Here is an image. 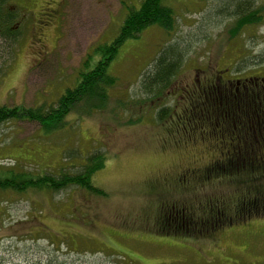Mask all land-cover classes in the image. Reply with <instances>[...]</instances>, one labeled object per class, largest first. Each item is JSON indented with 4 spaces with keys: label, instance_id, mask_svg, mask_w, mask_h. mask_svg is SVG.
I'll return each instance as SVG.
<instances>
[{
    "label": "rangeland",
    "instance_id": "rangeland-1",
    "mask_svg": "<svg viewBox=\"0 0 264 264\" xmlns=\"http://www.w3.org/2000/svg\"><path fill=\"white\" fill-rule=\"evenodd\" d=\"M143 1L7 0L20 35L0 39V109L58 108L80 85L84 65L92 70L100 61L95 50L119 37ZM249 1L261 21L239 28L235 6ZM164 4L174 11L172 29L153 26L126 41L108 71L116 85L99 108L87 109L99 101L95 93L52 132L24 119L0 125V176L74 174L101 157L90 178L101 195L76 186L0 190V264H264L262 217L210 235L203 225L198 234L166 235L161 221L166 209L215 220L222 207L229 219L238 216L248 189L239 177L249 172L230 176L236 137L217 120L246 109L213 98L242 80L264 92V0ZM162 53L179 57L180 68L169 87L150 93L144 80ZM166 107L172 114L162 123L158 111Z\"/></svg>",
    "mask_w": 264,
    "mask_h": 264
},
{
    "label": "trees",
    "instance_id": "trees-1",
    "mask_svg": "<svg viewBox=\"0 0 264 264\" xmlns=\"http://www.w3.org/2000/svg\"><path fill=\"white\" fill-rule=\"evenodd\" d=\"M6 1L7 0H0V39L5 38V40L10 39L15 41L18 38L17 35H20V31L13 33L14 30L11 24L16 23L15 14L12 11L6 10ZM165 1L166 0H144L138 11H131L127 19H125L119 37L112 44L102 46L95 50V53H101L100 61L92 70H89V61L84 65L85 69H82L80 72V85L76 87V89L67 91L66 94L61 97L58 108H52L50 110L34 108L27 112L19 111L18 109H0V125L10 120L24 119L37 121L45 132H52L63 126L64 119L68 114L75 110L79 111L77 106L79 103L84 104V106L88 105V100L91 99L88 98L94 97L95 93L98 94L99 101L92 105V108L87 109L94 111L96 108H99L100 103L110 99L109 91L116 85V79H114L108 71L113 61L116 59L119 50L126 41L139 38L146 29L153 26H160L166 30L172 29L175 15L174 11L164 4ZM235 9L234 15L239 20V28H243L247 24L254 25L261 21V17L257 16L258 12L254 11L253 3L250 1L237 4ZM160 55L161 56L158 57L156 62L158 68L154 67L153 72L147 74L144 80L145 89L150 93L154 92L156 89L158 92L161 90L159 92L161 93L169 87L171 80L180 68L181 59L179 57L167 53H162ZM245 83H248V85L245 86ZM249 84H251L249 80H242L241 83L237 81L235 92L231 91L228 85H226L224 89L226 92L224 91L225 93L223 96L216 95L213 98V102L217 104L223 103L226 104V106H228V104H234L235 102V104L238 103L240 107L246 106L245 103L247 102V106H250L251 109L254 107L258 111L259 116L263 115L261 123L255 120L257 128L259 129V125L262 124L264 126V92L259 97H253L250 94L242 95L238 92L239 88H243L245 89L244 92L248 93L246 88L249 87ZM214 87L216 91L221 90V86ZM170 110V108L166 107L158 111V118L162 123L166 122L171 116L172 112H170ZM80 113H83V111ZM258 114L255 116L258 117ZM212 122L213 124L216 123H214V120ZM231 122H236V120H232ZM235 125L232 124L231 132L238 134V130H235ZM222 129L224 128L222 127ZM256 134L258 136L260 130L259 132L257 130ZM234 137L237 138L238 135ZM250 137V140L256 138L253 134H251ZM236 142H238V140H236ZM238 152L237 155L231 153L232 159H230L229 162L232 163V170L230 176L233 175L235 177L237 175L248 174L249 172V176L246 175V179L239 177L241 182L247 184L248 189L244 195L245 198L238 205L239 211H236L238 216L229 219L228 214L222 207L220 210H214L219 213L220 216V219L215 220H212L213 217L211 215L203 219H198L199 216H195L191 212L185 214L182 210L172 209L169 211L166 209L164 210L166 215L161 219L165 229L171 231V234L166 235H177L178 232L198 234L203 227L206 228L204 234L210 235L219 229L231 227L234 225L233 223L247 222L251 219H255V217L264 218V189L261 187V181L262 178H264V167H262V164H264V156H261V152H257L258 154L250 156H248V154H238ZM97 160H101V157L92 156L89 159L91 164L83 166L86 170L74 174L64 171L59 175L49 173L34 176L28 173H15L11 171L8 172L7 175L0 176V190L15 191L18 193H25L29 190H51L53 192H59L68 186H76L92 194L101 195L99 190L92 186L90 179L92 171L96 169L93 163H97ZM255 163L258 164L255 165ZM217 165H214L211 170L220 169ZM250 165L252 166L251 170H244V168ZM229 167L231 168V166L227 165L225 170L228 168L229 171ZM250 173L252 174L250 175ZM211 202L212 201H210L209 205H212ZM210 208L212 207H208V209Z\"/></svg>",
    "mask_w": 264,
    "mask_h": 264
},
{
    "label": "flooded vegetation",
    "instance_id": "flooded-vegetation-1",
    "mask_svg": "<svg viewBox=\"0 0 264 264\" xmlns=\"http://www.w3.org/2000/svg\"><path fill=\"white\" fill-rule=\"evenodd\" d=\"M262 87L264 88V80H263V86ZM246 90L248 92V95L250 94L253 97L254 96L259 97L262 94V93L259 94L257 91H250V90H248V88H246ZM221 96H223V94ZM229 105L230 104H228V106ZM245 105L247 106V102L245 103ZM246 106L240 107L239 104L237 103L233 108L238 107L239 109H243V110L246 109V114L232 115L233 113L230 112L232 114H229V116H225V115H223V117L221 116L220 120L219 119L217 120V123L220 127H223L225 129V130L222 129V131L225 132L224 134L229 135L230 137L232 135H234V136L238 135L237 138H233L234 143L232 142V144L230 145V148L232 150V153H234V155H237V152L239 150L238 154H240V153L241 154H248V156H250V155L258 154L257 152H261V156H264V126L261 124V125H259V129H258L257 124L255 122V120H258V123H261L263 115L259 116L258 111L254 107H252V109H251L250 106H247V107ZM229 109H230V106H229ZM257 114H258L259 118L255 116ZM244 119L249 120V124L243 123L242 121ZM232 120H236V122L232 123L231 122ZM205 123L208 124L209 122L204 121V124ZM232 124H234V125L236 124L234 127L236 128L235 130H238L239 134H234V132H231ZM257 130H258V132L260 130L259 136H257V134H256ZM251 132H253V133H251ZM251 134H253V136H256V138H252L253 140H250ZM236 140H238V142H236ZM236 148H238V149H236ZM246 166H243V167H246Z\"/></svg>",
    "mask_w": 264,
    "mask_h": 264
}]
</instances>
